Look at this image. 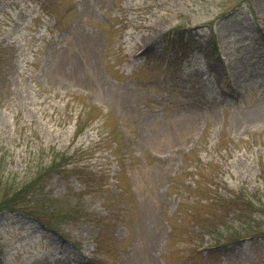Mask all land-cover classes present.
I'll list each match as a JSON object with an SVG mask.
<instances>
[{"label": "rangeland", "instance_id": "374dc122", "mask_svg": "<svg viewBox=\"0 0 264 264\" xmlns=\"http://www.w3.org/2000/svg\"><path fill=\"white\" fill-rule=\"evenodd\" d=\"M5 201L0 264H264V0H0Z\"/></svg>", "mask_w": 264, "mask_h": 264}, {"label": "trees", "instance_id": "16d2710c", "mask_svg": "<svg viewBox=\"0 0 264 264\" xmlns=\"http://www.w3.org/2000/svg\"><path fill=\"white\" fill-rule=\"evenodd\" d=\"M68 157H72L71 155H62V154H54V156H52V159L47 160L46 162H42L40 164V168L43 170V172H48L50 171V169H54L57 166H60V162L64 159V158H68ZM1 209H18L16 208L14 205L10 204L8 201H5V203H1ZM19 210V209H18ZM21 210V209H20ZM57 210V209H56ZM58 211V210H57ZM201 219L198 217L196 219V221H200ZM227 226V225H226ZM225 226V227H226ZM218 233V231H217Z\"/></svg>", "mask_w": 264, "mask_h": 264}]
</instances>
